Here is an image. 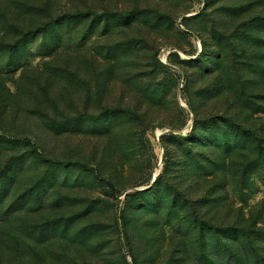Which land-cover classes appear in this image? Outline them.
I'll return each instance as SVG.
<instances>
[{
  "label": "rangeland",
  "instance_id": "1",
  "mask_svg": "<svg viewBox=\"0 0 264 264\" xmlns=\"http://www.w3.org/2000/svg\"><path fill=\"white\" fill-rule=\"evenodd\" d=\"M197 118L220 124L219 146L229 137L218 180L195 161L180 169L182 183L143 196L125 247L126 195L162 175V144L187 153L162 137L189 136ZM253 136L264 144V0H0V264H264ZM184 193L215 205L201 225Z\"/></svg>",
  "mask_w": 264,
  "mask_h": 264
},
{
  "label": "trees",
  "instance_id": "2",
  "mask_svg": "<svg viewBox=\"0 0 264 264\" xmlns=\"http://www.w3.org/2000/svg\"><path fill=\"white\" fill-rule=\"evenodd\" d=\"M82 15V14H81ZM89 14H87L86 16H88ZM83 16V15H82ZM77 17H81L80 15H78ZM261 20V18L259 17H254L252 18L251 22L253 21H259ZM53 21V20H51ZM47 22L42 24V26H40L39 28H37L36 30H32L30 31L25 38L22 40V42H20L19 44L24 43L25 41L32 37L35 38L38 35H44V37L48 35V32L50 29L53 28H60L62 23H64L62 20V18H59L53 22ZM18 47V46H17ZM170 57L172 58H176L179 59L178 54H172ZM153 61V62H152ZM151 61V66L154 69H157L158 71H163L168 69V66L164 65L160 59L158 58V54H155L153 56V60ZM196 63V62H195ZM194 63V64H195ZM199 63V61H198ZM97 66V65H96ZM96 66H94V77H95V81H96V88L98 90L101 89V86L103 85V83L100 81V78L103 79H107V75L106 74H100L99 72V68H97ZM189 76L186 75V77L184 78V81L186 83H189ZM98 96H101L100 93H98ZM139 102V100H138ZM108 105V104H107ZM179 108V107H178ZM140 109H143L142 106H140ZM146 114H148V112L150 113V111L152 110L151 105H149L148 107H144ZM181 111L182 109L179 108ZM153 112V111H152ZM232 125H236L235 123L231 122ZM220 124H216L214 123L213 125L210 123L207 124H201L199 122V118H197L195 120V124H194V128L192 133L189 136H175L173 134H167L165 136H163V140H173L175 141L176 144H178L179 146H183L186 148L187 153L184 154V156L182 157L181 154H178L177 152H175L174 150H172L170 148V146H168L167 144H162L163 149L165 151V155H164V164H165V168L164 171L162 173L161 176H159L156 181L154 182V184L152 185V187L150 188L149 191H136L132 194H128L126 195V200L124 203V209L119 213V217H118V221L119 224H121V230L120 232L124 235L125 237V243L124 246L125 247H129L128 245H130V237H129V233H128V229H129V217L131 216L132 213H134L136 211V208L138 205L141 204V200L143 198V196L145 195H153L157 190H159V188H161L163 185H167L170 182H172L175 178H177V181H181L182 183V179L180 177V169L182 170H187L189 172H191L190 166L191 164H193V161H195V163H198V165H203V168L205 170L206 173V177L208 178L207 181H211V182H215V178L217 177L218 180V175L216 172V169H220V173L221 170L224 169L225 164L223 163L224 161H221V158L218 157L219 155V150H226L228 152V154H230L231 152V144L228 142V136L226 135L225 138L227 141L223 142L224 145L223 147L219 146L218 142V135H217V129L219 127ZM163 127V126H160ZM215 127V128H214ZM217 128V129H216ZM23 143L27 144L28 146H31L34 150H38L36 145L28 138H24L21 140ZM252 142L255 143V147L257 149V153L258 154H263L264 155V144L263 141L261 139H258L256 136H253ZM223 163V165L221 166V164ZM84 168L86 169H90L89 166L84 165ZM96 172V171H95ZM190 175V174H189ZM1 178L4 177V175L0 176ZM152 180V177L150 176L145 182L141 183L138 187H143L148 185ZM4 183L5 180L4 179H0V192L1 190L4 189ZM181 185V184H179ZM108 187H110L112 190L115 189L114 186L110 183H108ZM224 189V188H223ZM175 190L180 191V188H176ZM210 191V190H209ZM208 191V196L209 194H211ZM196 195V194H194ZM181 196V200H184V203L188 206V212H189V216L190 218L193 219L194 222H198L199 225H201L202 221H200V217L202 219H204L205 216L210 215L215 208L213 202L210 201L209 198H206L205 196L202 197L201 199L197 198V199H192L190 198V195L184 193ZM178 196V197H180ZM173 205H175V200ZM207 223L205 224L208 231H210V233L212 235H218L219 233H223V231H217V228H215L216 226H213V224L211 223L210 220H206ZM9 237L13 238L10 234H7ZM235 237V236H234ZM233 238L232 236L229 237ZM204 236H202L199 239V242L201 243V247H205L207 245L206 241L204 242ZM246 239V238H245ZM223 248L227 251V253L229 252L230 254L232 253V250L230 248V245L228 244V242L224 243ZM133 264H138V260L137 258L134 256L133 257Z\"/></svg>",
  "mask_w": 264,
  "mask_h": 264
}]
</instances>
